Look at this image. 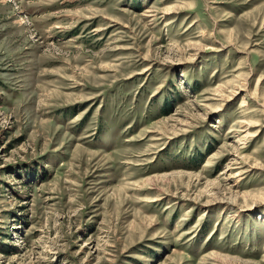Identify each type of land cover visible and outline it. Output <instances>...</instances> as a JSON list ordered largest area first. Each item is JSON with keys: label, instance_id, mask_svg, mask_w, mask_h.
<instances>
[{"label": "rangeland", "instance_id": "374dc122", "mask_svg": "<svg viewBox=\"0 0 264 264\" xmlns=\"http://www.w3.org/2000/svg\"><path fill=\"white\" fill-rule=\"evenodd\" d=\"M0 264H264V0H0Z\"/></svg>", "mask_w": 264, "mask_h": 264}, {"label": "bare ground", "instance_id": "6f19581e", "mask_svg": "<svg viewBox=\"0 0 264 264\" xmlns=\"http://www.w3.org/2000/svg\"><path fill=\"white\" fill-rule=\"evenodd\" d=\"M247 103V99H242V101H241V106H244L245 104Z\"/></svg>", "mask_w": 264, "mask_h": 264}]
</instances>
